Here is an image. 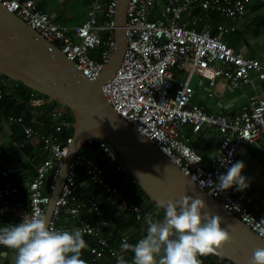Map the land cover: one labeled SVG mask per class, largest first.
I'll use <instances>...</instances> for the list:
<instances>
[{"label":"built area","instance_id":"1","mask_svg":"<svg viewBox=\"0 0 264 264\" xmlns=\"http://www.w3.org/2000/svg\"><path fill=\"white\" fill-rule=\"evenodd\" d=\"M0 1L57 45L91 79L101 73L114 51L118 0H107L105 3L103 0H94L85 19L72 29L54 20L47 11L40 8L37 0ZM249 2L250 0H129L127 48L114 76L104 84L103 90L119 114L144 133L184 173L260 235L264 231V222L245 202L246 191L234 193L231 188L218 191L216 184L223 170L235 162L239 144L264 136V94L251 96L248 103L232 116L223 112H210L194 102L192 77L199 75L209 79L212 88L210 94H213L221 79L234 88L251 83L254 73L264 81V61L235 50L218 34L188 26L182 19L184 13L191 12L197 5L223 15H243ZM156 8L161 14L153 17L152 13ZM218 28L220 31H227L234 26L220 24ZM98 46H102V49L99 56H94L91 50ZM181 71L185 73L184 77L178 75ZM10 82L12 86L0 82V100L13 94L18 82L8 77L7 83ZM29 100L33 105H40L45 97L33 90ZM67 110L65 105H60L52 110L50 124L46 120L39 122L42 127L53 126L54 131L50 134L27 122L23 115L7 116L8 120L23 125L27 138L41 139L48 155L37 166L36 174L24 193L15 183L12 171L6 166V150L0 142L1 215L10 214L20 221L25 217L30 219L43 216L73 142L72 135L65 140L59 139L58 133L64 122L55 121L65 116ZM187 124L191 125L193 132L212 128L219 136L216 153L211 158H204L192 146L186 132ZM93 141L97 143L96 153L100 158L82 151L72 158L48 227L67 231L80 229L87 234L91 238L89 248L93 256L90 264L103 257L107 249L116 264L117 257H122L124 264H131L132 258L128 256L127 250H121L122 243H128L127 236L122 235L117 245L112 244V220L104 214L97 192L104 194L122 210L134 214L137 220H144L146 223L148 217L158 220L161 208L154 205L146 210L130 200L125 189L110 180L109 172L121 173L126 185L137 183L136 178L129 172L109 140L94 137L87 143ZM197 160L199 161L193 162ZM81 168H85L96 189L87 198L81 197L77 191ZM63 208L68 210L66 218L70 219V214L75 216V219L65 225L59 224ZM88 211L102 217L94 220L87 215ZM205 257L217 264H234L216 251Z\"/></svg>","mask_w":264,"mask_h":264},{"label":"water","instance_id":"2","mask_svg":"<svg viewBox=\"0 0 264 264\" xmlns=\"http://www.w3.org/2000/svg\"><path fill=\"white\" fill-rule=\"evenodd\" d=\"M128 2L118 0L114 51L101 73L91 79L57 45L0 1V72L46 94L45 101L57 102V108L65 105L74 117L71 123L73 142L43 214L47 225L72 158L89 139L104 138L114 145L129 172L157 205L160 206L161 200L176 201L185 195L203 199L206 207L202 212L221 216V227L232 237L215 251L234 264H250L254 250L264 247V238L184 173L144 133L119 114L104 93V84L114 76L127 48Z\"/></svg>","mask_w":264,"mask_h":264},{"label":"crops","instance_id":"3","mask_svg":"<svg viewBox=\"0 0 264 264\" xmlns=\"http://www.w3.org/2000/svg\"><path fill=\"white\" fill-rule=\"evenodd\" d=\"M37 1L40 8L47 11L54 20L72 29L76 24L85 19L94 0ZM106 1L103 0L104 3ZM160 14L161 11L156 8L152 16L157 17ZM182 19L188 26L195 27L199 30H209L211 33L218 34L235 50L242 51L248 56L259 57L264 61V2L262 0H250L247 11L243 15H223L217 11L206 10L200 5H197L192 8L191 12L184 13ZM220 24H224L225 26L233 25L234 28L227 31H220L218 28ZM101 49L102 46H98L92 49L91 53L94 56H99ZM178 75L184 77L185 73L181 71ZM0 82L12 86V82L7 83V78L2 74H0ZM192 82L195 89L194 102L203 106L207 111L223 112L230 116L245 106L251 96L264 94V81L259 79L256 73H254L251 83L237 88L231 87L225 80L221 79L213 94H210L212 88L209 79L194 75ZM18 88V86L14 87V92ZM19 102H22V105L6 99L0 100V142L6 150V166L12 171L15 183L25 193L29 182L36 174L37 166L46 158L48 153L41 139L36 137L27 138L23 125L19 122L8 120L7 116L10 114L23 115L27 122L40 128L43 132L50 134L52 131L47 132V126L42 127L39 122L45 120L46 117L50 118V120L52 119L51 112L57 108V103L44 101L40 105H33L30 100L27 102L19 100ZM66 116H68V110L67 114L63 117L65 118ZM55 121L62 120L56 119ZM47 124H50L49 121ZM48 126L53 128L52 125ZM185 127L192 146L204 158H211L216 153L219 139V136L214 130L212 128H203L199 132H193L190 124H187ZM96 157L100 158L98 154ZM236 161H243L245 164L242 175L247 178L246 182L248 187L242 191H237L234 185L231 189L234 193L246 191L245 202L256 216L264 222V136L260 135L252 141H243L240 143L236 151ZM226 171L227 169L223 170V174ZM92 184L89 178H83L79 182L77 189L81 197L87 198L91 193H94L96 189L94 184ZM123 186L124 188L127 186L125 182H123ZM97 193L102 202L109 200L101 192ZM112 204L114 203L112 202ZM67 214V208H63L61 217L59 218V222L61 221V223L59 224L65 225L68 223V220L75 219V216L71 214L70 219L66 218ZM87 215L92 217L93 213L88 211ZM116 215H118L117 212L109 214L107 217L112 220V217ZM19 222V219L12 218L10 214H0V225ZM112 225L115 224L112 222ZM136 228L134 226L129 231L124 232L129 234L128 236L132 233V236L136 240H139L143 236ZM15 256V250L0 245V264H15Z\"/></svg>","mask_w":264,"mask_h":264},{"label":"clouds","instance_id":"4","mask_svg":"<svg viewBox=\"0 0 264 264\" xmlns=\"http://www.w3.org/2000/svg\"><path fill=\"white\" fill-rule=\"evenodd\" d=\"M244 167L243 161L231 164L218 176L216 190L234 185L237 191L247 188ZM159 204L165 210L163 219L146 218V235L135 244L125 241L121 245L122 251L133 252L131 264H201L199 256L213 253L232 239L221 227V216L202 212L206 205L201 198L185 195ZM83 236L80 229H50L42 215L0 227V245L16 251L15 264H87L81 258L87 247ZM260 236L264 237V231ZM117 264H124L122 257H117ZM250 264H264V247L254 250Z\"/></svg>","mask_w":264,"mask_h":264},{"label":"trees","instance_id":"5","mask_svg":"<svg viewBox=\"0 0 264 264\" xmlns=\"http://www.w3.org/2000/svg\"><path fill=\"white\" fill-rule=\"evenodd\" d=\"M1 74L4 75L3 73ZM4 77L8 78L6 75H4ZM17 82H18L17 86L19 87L18 90L13 92L11 96H6L2 99L10 100L11 102H15V103L18 102L19 104L22 105V102H19V100H24V102L29 101L31 91L33 90L38 91V90L31 89L25 86L21 81H17ZM41 95L45 98L47 97L46 94L41 93ZM45 120L46 122L51 121L50 118L48 117H46ZM60 120L64 122V125L62 126L63 128L61 132L58 133V137L61 140H65L69 136H71L73 133V127L71 123L74 121V117H73L72 111L68 108V116H66L65 118L62 117L60 118ZM46 129H47V132L53 131V128H50L49 126H47ZM96 149H97V143L93 141L91 143H86L80 151L87 152L93 157H96L97 156ZM81 169L82 170L78 178V184L83 178H88L85 168H81ZM109 176H110V180L115 185L124 188L123 182H122L123 177L121 173H116L115 175V173L110 171ZM124 189H125V192L128 194V197L130 200L140 204L146 210L151 209L154 205H157L155 201L150 199L148 194L143 190V188L138 183L129 184L125 186ZM109 201L110 200L105 201V202L101 201L100 205L106 216L109 214H113L115 212H117L118 214L115 217H112V222L115 224L111 226V229H112L111 231L113 233L112 234L113 235L112 244L117 245L119 241L121 240L122 235L127 236L129 244H135L138 240H136V238L132 236V233H130V236H128L129 234H126L124 231H129L131 227L136 226L137 227L136 229L142 234V236H144L146 235L147 223L144 220H137L134 214L128 213L126 210H122L121 208L118 207L116 203L112 204V202L111 201L109 202ZM157 206L160 207L159 205ZM164 213L165 212L161 208L160 213H158L157 215V219L162 220ZM93 215L94 216H92V219L94 220H99L102 217V215L100 216H97L96 214H93ZM69 223L70 221H68V223L66 224H69ZM83 238L86 241L87 247L82 250L81 258L84 259L87 262V264H90L92 257H93L92 253L90 252V248H89V242L91 241V238L87 236V234L86 235L84 234ZM127 254L133 259V255H134L133 252H131L130 250H127ZM198 259L201 261V264H217L211 258H207L205 256H199ZM93 264H116V263H115L114 257L110 254V252L107 249L106 254L103 257H100L96 261H94Z\"/></svg>","mask_w":264,"mask_h":264},{"label":"bare ground","instance_id":"6","mask_svg":"<svg viewBox=\"0 0 264 264\" xmlns=\"http://www.w3.org/2000/svg\"><path fill=\"white\" fill-rule=\"evenodd\" d=\"M94 53V52H93ZM50 108V107H49ZM15 180V179H14ZM32 180V179H31ZM93 185V184H92ZM83 190V189H82ZM83 194V193H82ZM9 221V220H8ZM69 221V220H68ZM59 223H61V221L59 222ZM85 234V233H84ZM86 235V234H85ZM88 236V235H87Z\"/></svg>","mask_w":264,"mask_h":264}]
</instances>
